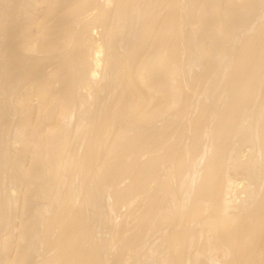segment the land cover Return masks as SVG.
I'll use <instances>...</instances> for the list:
<instances>
[{
  "label": "bare ground",
  "instance_id": "6f19581e",
  "mask_svg": "<svg viewBox=\"0 0 264 264\" xmlns=\"http://www.w3.org/2000/svg\"><path fill=\"white\" fill-rule=\"evenodd\" d=\"M0 264H264V0H0Z\"/></svg>",
  "mask_w": 264,
  "mask_h": 264
},
{
  "label": "rangeland",
  "instance_id": "374dc122",
  "mask_svg": "<svg viewBox=\"0 0 264 264\" xmlns=\"http://www.w3.org/2000/svg\"><path fill=\"white\" fill-rule=\"evenodd\" d=\"M238 181V183L240 182L241 184L239 185V187H241L245 182L243 180H241L240 178H236Z\"/></svg>",
  "mask_w": 264,
  "mask_h": 264
}]
</instances>
